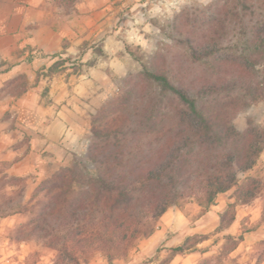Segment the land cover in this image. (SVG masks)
I'll return each instance as SVG.
<instances>
[{
  "label": "trees",
  "instance_id": "obj_1",
  "mask_svg": "<svg viewBox=\"0 0 264 264\" xmlns=\"http://www.w3.org/2000/svg\"><path fill=\"white\" fill-rule=\"evenodd\" d=\"M59 1L70 6L76 0ZM173 26L176 39L202 64V74L186 82L157 63L130 74L124 90L93 114L85 153L37 184L30 209L5 214L28 216L10 239L55 251L53 264H83L84 256L95 253L115 264L185 200L209 211L234 188V201L220 214V228H226L236 218V205L264 192V177L250 173L264 151V119L249 118L243 128L235 124L241 111L264 100V0L183 8ZM61 54L47 73L67 68L71 57ZM80 71L74 66L73 72ZM8 82L0 94L23 92L7 90ZM223 237L230 252L244 234ZM169 250L208 248L180 244Z\"/></svg>",
  "mask_w": 264,
  "mask_h": 264
},
{
  "label": "rangeland",
  "instance_id": "obj_2",
  "mask_svg": "<svg viewBox=\"0 0 264 264\" xmlns=\"http://www.w3.org/2000/svg\"><path fill=\"white\" fill-rule=\"evenodd\" d=\"M82 1L85 0H76L67 6L59 0H0V10L9 18V32L20 43L14 61L19 64L18 70L9 79L7 90L23 92L9 94L37 107L41 105L49 112H67L72 118L69 142L74 143L67 156L59 159V168L74 154L85 153L93 114L124 90L130 74L153 63L169 69L176 78L186 82L202 74V64L194 61L186 46L176 39L180 34L173 21L181 9L195 10L212 0H93L104 2L107 7H77ZM82 15L80 21L73 22L75 16ZM62 30L69 31L72 38L62 40V50L52 53L40 65H34L32 58L26 60V51L32 54L37 45L24 38L50 40ZM98 48H102V53ZM58 53L71 59L63 65L67 66L65 70L49 74L48 66L59 58V55L54 56ZM76 65L82 71L73 72ZM19 114L24 112L11 111L5 118L9 122L6 127L27 133L24 123H15ZM249 118L263 121L264 100L241 111L235 124L243 128ZM250 173L264 177V151ZM37 175L36 172L30 174V181L22 176H17L16 180L13 179L16 176L8 174L0 177V264H53L55 251L33 240L16 241L8 237L28 216L5 214L31 208L34 201H30V197L37 186L32 179ZM233 194L234 188L222 193L209 211L202 210L193 199L169 208L168 218L157 221L154 232L159 235L153 238V232L139 238L126 256L116 258L115 264H264V192L249 204L236 205L235 220L228 227L220 228V214L234 201ZM229 233L244 234L243 240L230 252L227 248L231 243L226 246L223 237ZM180 244L208 250L195 253L169 250ZM239 247L243 248V254L237 255ZM82 263L110 264L101 253L84 256Z\"/></svg>",
  "mask_w": 264,
  "mask_h": 264
},
{
  "label": "crops",
  "instance_id": "obj_3",
  "mask_svg": "<svg viewBox=\"0 0 264 264\" xmlns=\"http://www.w3.org/2000/svg\"><path fill=\"white\" fill-rule=\"evenodd\" d=\"M81 5L85 8L98 5L103 8L107 7L104 2H94L93 0L82 1V4H77V7H81ZM0 11V88H2L6 81L17 73L19 64L14 62L16 61L15 50L20 43L17 41L18 38L9 32L8 16L3 15V10ZM82 17L83 15L75 16L73 22L80 21ZM60 32L56 34L58 36H53L50 40L24 38L25 41H32L34 45H37V48L32 50V54L37 51L42 53L33 56L28 54L29 50H27L24 57L28 56L29 58L27 57L26 60L32 58L34 65H40L46 61V58L52 56V53L62 50V40L72 38L69 31L62 30ZM11 111L14 113L16 111L24 112V114H19L15 123H24L27 133H23L15 127H6L9 122L5 118ZM71 128L72 118L67 112L55 113L53 110L49 112L45 107L41 105L37 107L30 101H22L21 97L16 95L0 94V177L8 174L9 176H22L30 181L29 175L36 172L38 175L32 179L35 180L34 186H36L42 179L59 168V159L67 156L69 150L72 149L74 142H69ZM51 160L52 162H50ZM252 205L253 203H250V206ZM168 212L166 211L161 218H168ZM157 235L159 233L156 231L152 237L155 238ZM236 253L237 255L243 254V248L239 247Z\"/></svg>",
  "mask_w": 264,
  "mask_h": 264
}]
</instances>
